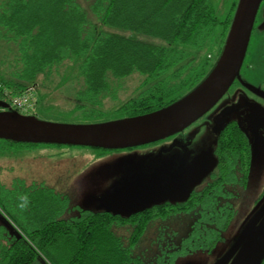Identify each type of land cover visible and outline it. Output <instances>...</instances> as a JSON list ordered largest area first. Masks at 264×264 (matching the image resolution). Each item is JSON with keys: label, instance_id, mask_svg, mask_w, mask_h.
I'll list each match as a JSON object with an SVG mask.
<instances>
[{"label": "trees", "instance_id": "16d2710c", "mask_svg": "<svg viewBox=\"0 0 264 264\" xmlns=\"http://www.w3.org/2000/svg\"><path fill=\"white\" fill-rule=\"evenodd\" d=\"M238 1L221 21L210 0H96L93 13L103 26L167 43L161 46L88 27L86 12L77 0H0V39L19 51L14 60L17 71L9 78L0 77V98L5 97V90L14 96L29 86L37 88L40 77L76 68L83 83L71 100L86 120L101 122L103 113H111L104 110L106 100H117L123 90L120 84L135 74L143 77L139 86L144 92L118 105V117L158 111L186 96L215 67L217 62L210 63L207 57L197 61L200 64L194 69L184 49L201 51L217 45L220 56ZM219 26L220 42L214 44ZM0 141V155L44 146ZM219 144L222 177L217 182L192 192L186 200L129 216L83 206L73 215L69 197L43 185L27 186L22 180L9 187L0 184V209L6 217L0 219V264H34L37 260L49 264H184L213 253L221 257L230 248L225 232L235 213L233 187L247 184L250 169L244 165L251 156L246 155L247 140L240 130L229 131ZM184 215L192 220L182 231L177 222L183 223ZM171 222L177 225L173 231ZM152 227L158 231L154 245L162 252L152 255V248L135 252ZM123 229L130 233L122 235Z\"/></svg>", "mask_w": 264, "mask_h": 264}, {"label": "rangeland", "instance_id": "374dc122", "mask_svg": "<svg viewBox=\"0 0 264 264\" xmlns=\"http://www.w3.org/2000/svg\"><path fill=\"white\" fill-rule=\"evenodd\" d=\"M210 1L219 20L224 21L229 15L232 5L236 0ZM77 2L86 12L88 27L96 26L99 31L104 33H117L136 37L139 40L161 46L167 45L164 41L153 37L105 27L93 13V5L96 0H77ZM258 21L256 29L252 34L248 55L245 59L242 72L244 74V80L246 81L245 84L261 90V88H264V16L262 18L260 17ZM221 26L216 29L215 38L213 39L214 44H219L220 42L218 35L221 32ZM216 47L217 45H213L201 51L194 50L191 47H185L184 50L190 53L187 59L189 63L194 61L193 67L195 69L196 66L200 64V62L197 61L205 60L207 57L210 63L218 61L219 54L216 52ZM18 52V47L16 45L0 39L1 78H9L17 71L14 66V60ZM64 69H60V73L54 72L45 79L40 77L39 86L36 88L38 99L34 109V112H36L35 115H37L40 120L57 124L81 125L93 123V120H86L81 113L77 112L74 109V102H72L75 98L74 91L82 86L81 84L83 83V80L79 77V70L76 68H73V70ZM194 71L195 70L186 72L184 77L189 78ZM142 80L143 77L139 74H135L124 80V84H120L121 87L119 88V90H123H120L119 98L115 100V104L111 103L110 100L106 101L104 110L111 111V113H103L99 120L103 122L119 118L118 115H120V112L117 106L127 101L130 97V92L135 87L136 90ZM248 90L254 95L257 94L250 88H248ZM134 91L131 95H134ZM231 92L232 91H229L203 118L185 130L184 133L187 139L192 142L190 145L191 149L196 152H194L195 155L192 161L197 159L202 150L206 147V136L208 133H212L211 118L213 119L216 113L220 111L225 101L230 100V97H232ZM245 93L249 94L248 91ZM262 104H264V102H262ZM34 112L32 111L29 114ZM1 145H3V142L0 141V146ZM162 146H169V141H165ZM162 146H143L132 150H119L118 152L117 150H106L103 152L100 151L103 149L55 145L17 149L0 155V184L9 187L12 186L15 181L22 180L28 186L43 185L59 194L69 197L72 210L71 214L73 215L78 214L81 206L88 210L102 211L100 209V203L97 202L96 198L107 193V191L112 188L114 183L111 182L114 181V179L111 177L116 171L114 168L117 167L120 158L123 159L124 157L122 156L124 155L134 156L145 152H156ZM224 146H226V144ZM249 163L250 161H247L244 165V168L247 167L250 169L247 184L233 187L232 193L234 195L233 204L235 213L230 227L225 232L229 245L228 247L230 248L241 233L256 206H258L263 199L261 197L264 194V161L260 163L254 161L252 165H249ZM210 166L211 165L207 166L206 171H208ZM204 178L205 177L201 178V182L199 183H203L205 180ZM191 220L192 217L190 215H184L183 223L180 224L177 222V225L184 231L186 227L189 228ZM175 221L176 220H174V222ZM170 224L171 228H173L170 231L175 230L177 227L176 223L171 222ZM120 233L127 236L130 231L123 229L120 230ZM157 234L158 231L153 227L150 228L148 232L146 231V235L136 246L135 252H142L149 248H152V255L162 252V248H158L154 245ZM220 247H224V245H220ZM219 257V255L213 253L208 256H201L199 259H195L192 262L194 264H214ZM47 263L44 260H37L34 264ZM186 263L187 262L184 264Z\"/></svg>", "mask_w": 264, "mask_h": 264}, {"label": "water", "instance_id": "95a60500", "mask_svg": "<svg viewBox=\"0 0 264 264\" xmlns=\"http://www.w3.org/2000/svg\"><path fill=\"white\" fill-rule=\"evenodd\" d=\"M263 0H239L223 50L209 75L186 96L158 111L119 120L91 124H57L24 115L0 100V140L21 144L89 147L124 150L166 140L203 118L227 94L246 59L257 15ZM257 94L264 91L255 89ZM147 156L139 158L129 174L107 193L96 198L100 209L119 216L143 212L177 189L197 179L194 169L186 177L169 173V165L153 175L140 169ZM128 164H130L128 162ZM196 177L193 179V176ZM6 218L0 209V219ZM9 224H13L8 220ZM264 263V198L256 206L231 248L214 264ZM186 264H194L192 261Z\"/></svg>", "mask_w": 264, "mask_h": 264}, {"label": "flooded vegetation", "instance_id": "af4514ba", "mask_svg": "<svg viewBox=\"0 0 264 264\" xmlns=\"http://www.w3.org/2000/svg\"><path fill=\"white\" fill-rule=\"evenodd\" d=\"M263 16L264 6L262 4L255 23L254 31L256 29V24L259 22L258 19L260 17L262 18ZM245 82L246 81L244 80V74L241 71V79L236 80L229 90L232 91V97H230V100L225 101V104H223V106L220 108V111L216 113L213 119L211 118L212 133L207 134V145L202 150L197 159L192 161L195 155V151L191 149L190 145L192 142L187 139L184 131L178 135L154 144L153 146H162L165 141H169V146H162L163 148L160 147L156 152L151 151L134 156H122L124 158H120L119 163H117V167L114 168L116 169V171L113 173L114 175L111 174V178L114 179V181H112L111 183L115 184L121 178L126 177L130 172L129 167L133 168L138 164L139 158L137 157L147 156L144 159L143 165L140 169L142 174L153 175L157 167L166 165V163L170 168L169 173L175 175L182 173V177H186L189 171L194 169L195 174H197V179L195 181H190L188 184L177 189L168 197V199H163L153 207H158L160 205L164 206V203L166 202L170 203L186 200L192 192L194 193L196 190H201L202 188L207 187L210 183L217 182L218 179L222 177L220 169L222 155L218 152V149L220 147L219 142L228 135L229 131L235 130H240L246 137V155H249L250 153L251 156L249 165H252V161H255L256 163L264 161V104H262V102H264V97L262 96V94H256V88L251 85L245 84ZM135 88L130 92L129 98L137 97L143 94L144 88H142L141 86H139L136 90ZM248 88H250L256 95L251 93ZM261 90L264 91V88H261ZM133 91L134 95H131ZM246 91H248L249 94H246ZM108 100H110L111 103L115 104L114 99ZM0 111H2L1 108ZM35 113L36 112H34L33 115H35ZM117 119L119 118H115L114 120ZM128 162L130 164H128ZM209 165L211 166L209 167L208 171H206V168ZM195 177L196 175L193 176V179ZM203 177H205L204 182L199 183L201 182V178ZM221 257H219L217 260H219ZM231 262L232 261H230V263Z\"/></svg>", "mask_w": 264, "mask_h": 264}, {"label": "built area", "instance_id": "2783aa9c", "mask_svg": "<svg viewBox=\"0 0 264 264\" xmlns=\"http://www.w3.org/2000/svg\"><path fill=\"white\" fill-rule=\"evenodd\" d=\"M1 89V86H0ZM36 87L29 86L25 88L21 93L14 96L9 95L8 91L5 90V97L0 98L1 101L8 103L12 110L17 111L21 114H29L37 104Z\"/></svg>", "mask_w": 264, "mask_h": 264}, {"label": "bare ground", "instance_id": "6f19581e", "mask_svg": "<svg viewBox=\"0 0 264 264\" xmlns=\"http://www.w3.org/2000/svg\"><path fill=\"white\" fill-rule=\"evenodd\" d=\"M263 2H264V0H263ZM263 2H262V4H263ZM262 6V5H261ZM261 8V7H260ZM260 11V10H259ZM258 14H259V12H258ZM257 17H258V15H257ZM249 51V50H248ZM247 55H248V53H247ZM247 57V56H246ZM244 63H245V61H244ZM243 66H244V64H243ZM36 97H37V99H38V94H36ZM175 103V102H174ZM173 104V103H172ZM156 143H158V142H155V143H152V144H149V145H147V146H153L154 144H156ZM34 145H36V144H34ZM43 145V144H42ZM26 184V183H25ZM27 185V184H26ZM28 186V185H27Z\"/></svg>", "mask_w": 264, "mask_h": 264}]
</instances>
